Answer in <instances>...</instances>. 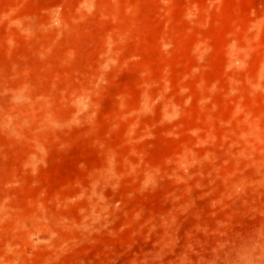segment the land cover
I'll return each mask as SVG.
<instances>
[{
    "label": "rangeland",
    "instance_id": "1",
    "mask_svg": "<svg viewBox=\"0 0 264 264\" xmlns=\"http://www.w3.org/2000/svg\"><path fill=\"white\" fill-rule=\"evenodd\" d=\"M0 264H264V0H0Z\"/></svg>",
    "mask_w": 264,
    "mask_h": 264
}]
</instances>
